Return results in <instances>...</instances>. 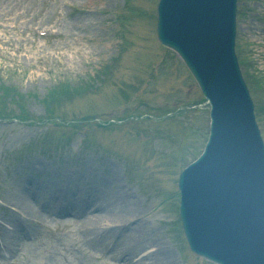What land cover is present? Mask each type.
I'll list each match as a JSON object with an SVG mask.
<instances>
[{"label":"rangeland","instance_id":"1","mask_svg":"<svg viewBox=\"0 0 264 264\" xmlns=\"http://www.w3.org/2000/svg\"><path fill=\"white\" fill-rule=\"evenodd\" d=\"M156 1L0 0V118L28 120H0V264H124L117 249L132 228L134 261L160 247L167 264H212L189 251L177 208L180 170L206 141L207 106L157 42ZM239 1L235 50L264 141V0ZM39 154L51 158H30ZM84 170L110 204L125 191L129 203L117 213L59 207L69 195L87 201ZM92 213L104 220L91 232L73 222Z\"/></svg>","mask_w":264,"mask_h":264},{"label":"water","instance_id":"2","mask_svg":"<svg viewBox=\"0 0 264 264\" xmlns=\"http://www.w3.org/2000/svg\"><path fill=\"white\" fill-rule=\"evenodd\" d=\"M232 5L234 6V0H232ZM218 8V0H197V3L194 5L189 0H160L158 4L157 28L159 39L163 43L175 48L185 58L184 50L178 41L189 49L201 46L206 42L205 55L201 59V63L205 67L198 66L197 68L189 60H186V63L197 79L203 93L212 104L211 133L202 158L197 164L189 167L180 175L179 186L183 190L184 195L181 202V219L192 249L217 261L219 260L214 254L221 251V247L220 245H215L216 239L229 234H231V238H240L241 236L238 233H245L248 228V224H238L236 222L237 216L233 209L234 205L241 209L245 217L244 220H248L249 224L261 226L258 208L255 205L258 202L250 197V190L253 184L249 187L250 184L242 182V178L240 177L242 174H239L234 169L233 165L235 163L232 161V157L227 162L225 161L227 158V156L225 157L226 154L233 153L235 155L240 153L237 144L238 138L229 139L233 135L225 133L227 127L233 125L239 132L246 133L244 128L236 126L234 121H230L231 119L235 120V117L231 116V112L237 109L238 105L229 106V103H232L229 87H235V89L240 92L243 91L245 94L246 92L240 78L238 84L233 73L232 66L236 70V63L231 49V42H228L229 36L219 27H216V32L210 27L213 21L212 13L215 14L214 11L218 10ZM190 15L195 17V19H187ZM200 16L202 17L201 21L203 19L207 23L199 24L201 30L197 32H190L178 24L180 21H183L189 27H192V21H195L196 17L200 18ZM182 32L191 34V37H184ZM212 39L214 41L211 44L212 47H210L209 40ZM220 50L222 51L220 52ZM222 52L227 55L224 56ZM246 95L243 97V103H241L242 117L249 123L252 131L254 127L253 116L251 114L252 109L250 100ZM222 96H224L223 99L221 98ZM246 113L248 114L247 117ZM218 127L221 132L218 130ZM221 137H224V139H221ZM223 143H225L226 147L223 146ZM217 147L219 148L218 150ZM223 149L228 150L221 157V159L224 157V167L216 164L213 168H209L212 157L218 159L220 156L219 151L223 152ZM225 168L235 175L232 182H230V177L226 173ZM258 172L261 174L260 180L264 182V170H259ZM185 184L187 187L184 186ZM211 184L217 189V195L216 191L210 186ZM243 185L249 188L247 190L243 189ZM260 189L258 191L259 199L262 196ZM243 190L248 192L245 198L242 197ZM201 230H203L205 239H210L215 248H200L203 242L195 238L193 233L199 234Z\"/></svg>","mask_w":264,"mask_h":264},{"label":"bare ground","instance_id":"3","mask_svg":"<svg viewBox=\"0 0 264 264\" xmlns=\"http://www.w3.org/2000/svg\"><path fill=\"white\" fill-rule=\"evenodd\" d=\"M238 118L245 120L242 116H239ZM225 133L233 135V136H230L229 139H234L235 137L238 138V143H237L238 144V150L244 156L243 158H254L255 156H257L256 160L260 159L257 146L254 143L250 142L251 140L245 136V133L239 132L237 129L234 128L233 125H229L227 127V130ZM246 141L249 142L250 145L245 146L244 144H242ZM223 146L226 147L225 143H223ZM227 151H228L227 149H223V153H226ZM243 158L237 156L235 159H233V162L236 164H239V166L242 169H244V172L246 174L250 175L252 182L247 181V184H250L249 187L253 184V187L250 190V197H252L256 202H261L262 200H260L258 198V191H259L261 185L263 184V181L260 180L261 174L258 172V169L261 168V164H260V162L255 163L254 166L251 168L252 171H250V169L247 167V165H245ZM252 163H253V161L251 162V164ZM79 176L91 188V189H89L90 194L88 193L87 201L82 204V202L79 201L74 195H69L68 197H66L63 200L62 203L58 204L59 207H61L62 209L74 212V209H77V208L82 209V208L87 206V210H90L91 209L90 204H94V208H93L94 210H96V209L101 210L102 207L107 208L110 205L112 207L111 210H114L117 213V210H119L120 200L125 202V203H129L130 195L125 191V192H117L119 194L117 196V199H114V201L112 199V203L110 204L109 199L107 200V196H105V193H103L104 191H101V190L96 188V187H98V188L103 187V185L101 183H100V185H97L96 187L93 186V183L91 182L90 175L86 171L80 173ZM249 187H246V185L242 186V188L246 189V190ZM103 190H105V189H103ZM91 195H92V198L96 199V204H95V202L88 201L89 199H92V198H90ZM54 201H55V199H50V200L43 201V203L46 205H50V204L54 203ZM104 202H108L109 204L107 206H105ZM21 210L25 214H28V215L32 214V212H30V207H23ZM132 219H134V218H132ZM132 219L129 221H133ZM103 220H104L103 215H100L97 213H92L89 216H85L82 222L87 223L86 226L89 227V232H91V230L95 229L96 227L101 226L103 224V222H102ZM19 223H22V222L16 221V224L18 225V227H19ZM121 223L122 222L118 220L117 224H114V225H119ZM108 225H109V223H108ZM18 233L14 237L9 238V240L11 241V243L9 244V248H11V246L16 241V237H17ZM5 235L9 236L8 233H6V232H5ZM125 235L126 234L122 233L118 236V238L119 237L124 238ZM126 237H127V239H129L128 243L125 246L117 249V251L119 253L118 258L120 260H122V262L124 264H145L144 260H146V259H151L153 264H164V263L167 264V262H168L167 260L169 258V255L167 254V252L164 249H162L160 247H157L155 249L147 248L146 250L141 251V253H142V255L140 254L141 257H139L138 259H136L134 261L133 258L135 257V255H134L135 250L138 247V245H137L138 240L136 238V231L133 230V228H132V230L130 229L129 232L127 233Z\"/></svg>","mask_w":264,"mask_h":264},{"label":"trees","instance_id":"4","mask_svg":"<svg viewBox=\"0 0 264 264\" xmlns=\"http://www.w3.org/2000/svg\"><path fill=\"white\" fill-rule=\"evenodd\" d=\"M50 98H51V99H54V98H52L51 96H50Z\"/></svg>","mask_w":264,"mask_h":264}]
</instances>
